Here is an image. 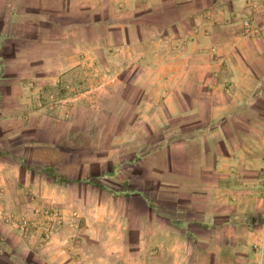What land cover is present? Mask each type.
Returning <instances> with one entry per match:
<instances>
[{
    "label": "crops",
    "instance_id": "obj_1",
    "mask_svg": "<svg viewBox=\"0 0 264 264\" xmlns=\"http://www.w3.org/2000/svg\"><path fill=\"white\" fill-rule=\"evenodd\" d=\"M23 1L7 2L0 23V74L7 77L0 79V109L10 107L13 117L0 121V150L5 140L28 141L18 145L28 149L27 170L53 179L43 182V198L51 199L55 187L64 193L70 186L61 177L66 152L58 143L72 132L81 139L84 132L60 129L59 123L74 124L71 115L61 121L43 114V89L82 73L83 61H99L116 37L124 49H141L122 53L136 67L113 70L108 85H124L123 106L136 103L137 122L203 127L146 154L141 164L156 198L135 193L141 212L126 215L133 219L110 234L117 240L99 244L112 259L97 264H264V0H37L34 10H16ZM68 11L75 12L74 24L40 18L66 17ZM247 20L260 35L243 34ZM85 29L91 37L84 50ZM129 75L135 79L127 86ZM40 79L45 85L36 87ZM95 96L89 91L86 102L83 95L70 100L99 107ZM129 113L125 123L132 121ZM10 122L19 131L7 130ZM31 187L35 192L37 185ZM115 200L109 195L108 204Z\"/></svg>",
    "mask_w": 264,
    "mask_h": 264
},
{
    "label": "rangeland",
    "instance_id": "obj_2",
    "mask_svg": "<svg viewBox=\"0 0 264 264\" xmlns=\"http://www.w3.org/2000/svg\"><path fill=\"white\" fill-rule=\"evenodd\" d=\"M9 1L0 0L2 25L7 17ZM36 4L37 0H24L16 10H27L28 7H36ZM74 7L70 4L69 9ZM3 13L6 14L5 18H2ZM40 18H48V22L71 25L75 22V12L68 11L66 17L47 13ZM86 18L94 20L95 15L87 12ZM100 31L102 40L105 32L102 29ZM83 33L85 50L90 46L91 34L86 29ZM132 35L137 39L135 30ZM116 42L115 46H108L110 48L104 46V54L100 55L102 58L99 61H83L79 66L82 73L77 74L75 71L76 75L73 73V76L56 86H46L41 79L34 82L36 87L38 84L41 87L45 85V97L42 98V105L46 107L44 115L61 121H68V115H71L75 120L74 124L59 123L60 129L64 130V125H68L73 129L77 128L76 131L79 128L84 131L81 139L79 131L72 132L58 143L66 152V156L61 158L62 168L64 167L59 169L62 172L61 177L71 182L64 193L55 187L50 195L51 199L43 198L46 188L43 182L46 180L53 183V179L48 178L42 171L31 173L27 170V166L31 164L27 156L28 149L18 145L28 141H3L4 151L0 150V264H97L102 258L108 259L109 256L111 261L112 256L108 251L101 250L99 244L117 240V237L110 234L123 228V220L128 219L127 217L133 219L126 215L132 211L141 212L143 206L132 200L135 193L144 192L143 194L151 196L152 202L156 198L154 189L147 186L151 178L146 165L141 164L147 161L146 154L163 144L177 142L175 140L182 134L186 136L192 131L197 133L203 129L197 124L163 125L149 120L138 123V118L135 117L140 109L135 107L136 103H132L130 107L123 106L126 95L124 85L116 84L115 88L108 85L109 74L113 70L118 71L127 66L136 67L135 60H125L122 53L126 51L134 55L141 49L138 46L124 49L120 46L118 37ZM113 52L115 55L111 57L109 53ZM92 71L99 76H91ZM0 79H7L4 71L0 74ZM134 79L135 76H125V81L129 82L127 86ZM31 82L32 80L29 81ZM89 91H94L95 97H98L99 107H91L90 104L75 106V101L70 100L82 95L84 97ZM138 98V95L135 96L136 101ZM84 101L88 99L84 97ZM39 108L41 107L37 109ZM11 111L10 107L0 109V113H5L4 116L0 114V121L12 119ZM128 112L133 118L131 122L128 120L125 123L123 117ZM97 116L98 121L95 120ZM91 118L94 119L93 122ZM7 125H10L7 130L19 131L12 122ZM152 156H148L149 163ZM39 168L42 170L45 167ZM56 169L58 170L57 167ZM261 172L264 178V170ZM245 176L247 179H255L253 173H246ZM34 183L37 185L35 192L31 187ZM112 194L117 196V200L108 204L109 195ZM263 196L264 194H260V198ZM126 197H131V200ZM259 209L264 213V205H260ZM110 212L114 214L109 215ZM135 217L137 218L136 215Z\"/></svg>",
    "mask_w": 264,
    "mask_h": 264
},
{
    "label": "built area",
    "instance_id": "obj_3",
    "mask_svg": "<svg viewBox=\"0 0 264 264\" xmlns=\"http://www.w3.org/2000/svg\"><path fill=\"white\" fill-rule=\"evenodd\" d=\"M253 21L247 20L243 25V34L248 37H256L261 34V30L254 25Z\"/></svg>",
    "mask_w": 264,
    "mask_h": 264
},
{
    "label": "trees",
    "instance_id": "obj_4",
    "mask_svg": "<svg viewBox=\"0 0 264 264\" xmlns=\"http://www.w3.org/2000/svg\"><path fill=\"white\" fill-rule=\"evenodd\" d=\"M62 180V179H61ZM63 183H64V181H62ZM66 183L68 182V181H65ZM7 255V254H6ZM10 255H7V257H9ZM10 258V257H9ZM10 262H12V263H14V260H11Z\"/></svg>",
    "mask_w": 264,
    "mask_h": 264
}]
</instances>
